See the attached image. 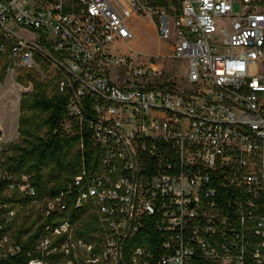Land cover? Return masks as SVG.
<instances>
[{
    "label": "built area",
    "instance_id": "built-area-1",
    "mask_svg": "<svg viewBox=\"0 0 264 264\" xmlns=\"http://www.w3.org/2000/svg\"><path fill=\"white\" fill-rule=\"evenodd\" d=\"M139 17L168 54L130 44ZM45 64L100 167L43 194L0 172L18 199L0 206V259L34 215L28 264H264V0H0V80ZM83 209L94 242L66 217Z\"/></svg>",
    "mask_w": 264,
    "mask_h": 264
},
{
    "label": "trees",
    "instance_id": "trees-1",
    "mask_svg": "<svg viewBox=\"0 0 264 264\" xmlns=\"http://www.w3.org/2000/svg\"><path fill=\"white\" fill-rule=\"evenodd\" d=\"M4 63L6 57L3 58ZM46 66V64L44 65ZM19 82L32 84L30 93L22 96L20 103L19 139L10 145L9 151L0 160V172H9L19 179L29 175L39 194L58 192L69 180L86 168L96 172L100 167L101 149L95 146L86 132L70 134L62 126L67 113V99L60 94L56 80L45 82L34 69H22ZM4 80V74L1 82ZM2 130L0 128V137ZM7 183L0 180V206H15L16 195L5 194ZM26 208V202L20 200ZM1 210V209H0ZM77 225L78 233L89 242H94V232L99 230L98 218L87 209L70 211L66 216ZM39 217L25 215L20 222L13 224V239L22 245L18 255L0 259V264H28L27 252L33 240L23 241L25 230L35 224ZM0 224L3 220L0 219ZM146 245L139 242L137 245Z\"/></svg>",
    "mask_w": 264,
    "mask_h": 264
},
{
    "label": "rangeland",
    "instance_id": "rangeland-1",
    "mask_svg": "<svg viewBox=\"0 0 264 264\" xmlns=\"http://www.w3.org/2000/svg\"><path fill=\"white\" fill-rule=\"evenodd\" d=\"M239 9V5L235 4V12ZM130 24L135 31V37L130 44L138 49L143 50L148 54L157 55L159 52L168 54V45L158 39L156 29L153 27L148 18H132ZM187 64L185 61L172 62L170 59L166 61V77L167 82L178 81L180 87L186 88L185 78L176 76V73L186 71ZM34 70L40 73L45 82L56 80V73L51 66L36 67ZM181 71V72H180ZM22 72L20 69L15 74H9L4 77V82L0 84V92L6 96L5 111L13 115L12 125L4 127L0 137V160L3 159V154L9 151L10 145L17 142L19 139V119L21 116L20 103L23 94L30 93L33 89L32 84L24 85L19 82V75ZM184 88V89H185ZM4 93V94H3ZM1 126V125H0ZM1 128V127H0Z\"/></svg>",
    "mask_w": 264,
    "mask_h": 264
},
{
    "label": "bare ground",
    "instance_id": "bare-ground-1",
    "mask_svg": "<svg viewBox=\"0 0 264 264\" xmlns=\"http://www.w3.org/2000/svg\"><path fill=\"white\" fill-rule=\"evenodd\" d=\"M1 92H0V125H1L0 127H1V130H2L3 135H4V129L3 128L5 126L9 127L13 124L12 123L13 115H11V113H7L5 111L6 96L2 95Z\"/></svg>",
    "mask_w": 264,
    "mask_h": 264
},
{
    "label": "crops",
    "instance_id": "crops-1",
    "mask_svg": "<svg viewBox=\"0 0 264 264\" xmlns=\"http://www.w3.org/2000/svg\"><path fill=\"white\" fill-rule=\"evenodd\" d=\"M139 18H143V17H139ZM149 19V18H148ZM151 21V20H150ZM151 23H152V25H153V27H155V29H156V26H155V24L151 21ZM156 33H157V29H156ZM158 36V35H157ZM159 39V38H158ZM141 50V49H140Z\"/></svg>",
    "mask_w": 264,
    "mask_h": 264
}]
</instances>
